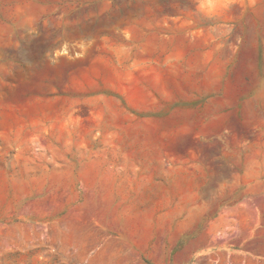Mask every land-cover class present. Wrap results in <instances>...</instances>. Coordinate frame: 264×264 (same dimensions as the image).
Listing matches in <instances>:
<instances>
[{
  "label": "rangeland",
  "instance_id": "obj_1",
  "mask_svg": "<svg viewBox=\"0 0 264 264\" xmlns=\"http://www.w3.org/2000/svg\"><path fill=\"white\" fill-rule=\"evenodd\" d=\"M163 211L264 264V0H0V264Z\"/></svg>",
  "mask_w": 264,
  "mask_h": 264
},
{
  "label": "crops",
  "instance_id": "obj_2",
  "mask_svg": "<svg viewBox=\"0 0 264 264\" xmlns=\"http://www.w3.org/2000/svg\"><path fill=\"white\" fill-rule=\"evenodd\" d=\"M188 222V212H141L136 215L131 239L103 224L97 240L89 237L88 244L105 241L92 264H235L237 250L230 246L202 247L183 242ZM128 251L132 256L126 254ZM245 255L239 264H251Z\"/></svg>",
  "mask_w": 264,
  "mask_h": 264
},
{
  "label": "built area",
  "instance_id": "obj_3",
  "mask_svg": "<svg viewBox=\"0 0 264 264\" xmlns=\"http://www.w3.org/2000/svg\"><path fill=\"white\" fill-rule=\"evenodd\" d=\"M88 240L86 241V247H85V252H86V260L85 264H92L98 257V254L100 251L103 249V246L105 244L104 238L103 240L96 241L92 244H88Z\"/></svg>",
  "mask_w": 264,
  "mask_h": 264
}]
</instances>
